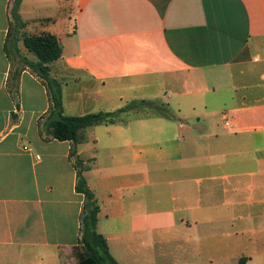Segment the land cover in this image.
Listing matches in <instances>:
<instances>
[{"label": "crops", "instance_id": "1", "mask_svg": "<svg viewBox=\"0 0 264 264\" xmlns=\"http://www.w3.org/2000/svg\"><path fill=\"white\" fill-rule=\"evenodd\" d=\"M12 4L0 0V264H65L80 249L73 143L44 127L49 89L22 40L46 33L63 47L50 74L66 116L171 109L128 96L150 87L191 113L90 127L77 145L112 257L264 264V0H23L17 52Z\"/></svg>", "mask_w": 264, "mask_h": 264}, {"label": "trees", "instance_id": "2", "mask_svg": "<svg viewBox=\"0 0 264 264\" xmlns=\"http://www.w3.org/2000/svg\"><path fill=\"white\" fill-rule=\"evenodd\" d=\"M23 0H13L10 10L11 23L18 34L12 38L11 30L8 44L17 52V42L21 39L19 31L25 26L20 16V6ZM22 40L27 50L33 53L38 61H26V64L47 84L52 106L44 127L53 139L71 141L73 147L70 157L77 170L76 191L85 197L81 215L80 249L77 252L79 264H119L111 255L106 238L98 231V221L101 207L94 191L89 187L84 175L86 167L77 155V145L85 140L87 128L111 125L123 121L122 114L140 106L154 111L151 117L174 118L169 106L163 102L150 100H134L124 107L112 112L90 113L83 116H66L64 114L63 94L61 84L51 77L50 64L61 58L63 47L56 36L43 34L40 36L23 35ZM9 46V45H8ZM6 45V50L9 48ZM139 110V109H138ZM125 121V120H124Z\"/></svg>", "mask_w": 264, "mask_h": 264}, {"label": "rangeland", "instance_id": "3", "mask_svg": "<svg viewBox=\"0 0 264 264\" xmlns=\"http://www.w3.org/2000/svg\"><path fill=\"white\" fill-rule=\"evenodd\" d=\"M9 49H10V47H9ZM152 88L153 87H150L148 89L138 90V91H135V92L131 91V92L128 93V96H132L133 98H143L144 96H154L156 94H161L160 96H165V97L168 98L169 104L171 105V109L174 108V106H173L174 103H176L178 101H180V102L183 101L182 97H179V96L178 97H172V96L168 97V95L166 93H160V89L158 90V87H155L153 89ZM125 104L126 103L124 102V105ZM116 110H118V109H112V111H116ZM173 110L175 111V113L174 112L173 113L178 115V116H187L189 118L190 117L189 114H191L187 110H184L181 114H179V112L176 111L175 109H173ZM154 114H156L154 111H151V110L147 109L146 107L140 106L139 108H136V109L131 110V111L125 113V114H122L121 118L123 120H128V119H131V118L152 116ZM74 253L69 255V256H71V259H67L65 264H79V260H78V257H77V252L75 254Z\"/></svg>", "mask_w": 264, "mask_h": 264}]
</instances>
